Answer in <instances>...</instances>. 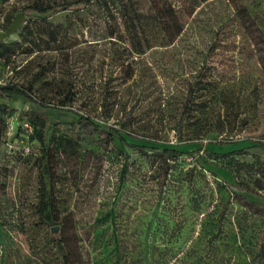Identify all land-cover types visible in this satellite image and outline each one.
I'll return each mask as SVG.
<instances>
[{
    "label": "rangeland",
    "instance_id": "obj_1",
    "mask_svg": "<svg viewBox=\"0 0 264 264\" xmlns=\"http://www.w3.org/2000/svg\"><path fill=\"white\" fill-rule=\"evenodd\" d=\"M67 1L77 0H0V42L40 20L34 39L54 31L68 47L23 46L0 59V83H27L31 74L11 70L40 65L44 79L72 87V104L46 101V139H77L80 115L100 125L57 157L53 230L39 212L43 148L20 116L41 106L0 100V264H254L264 243V0L93 1L47 20L27 9ZM38 85L37 98L50 93ZM134 145L185 154L163 182L162 158Z\"/></svg>",
    "mask_w": 264,
    "mask_h": 264
},
{
    "label": "trees",
    "instance_id": "obj_2",
    "mask_svg": "<svg viewBox=\"0 0 264 264\" xmlns=\"http://www.w3.org/2000/svg\"><path fill=\"white\" fill-rule=\"evenodd\" d=\"M93 1H98L105 3L107 5L106 0H77V1H67L62 4L53 5V6H43L42 4H33L28 6L27 9L31 10L38 15L42 16L44 19H49L54 16L56 13L62 10H69L75 4H84L85 6L89 5ZM120 5H124L122 1H120ZM134 15V16H133ZM129 16L132 19H136L137 15L132 14ZM38 21L40 20H30L27 25L23 27L22 32L20 34L21 39L11 41V42H0V59L5 63H11L13 57L21 50H23V46L34 45L38 47V51H59L68 47H63L61 40L56 36L54 31H51L50 34L52 38L49 41H44L42 37L34 39L33 34H35L39 30ZM12 25V22L8 20L6 28H9ZM29 35H32V38H28ZM39 44V45H38ZM29 66H15L11 71L14 75H21L22 73L28 72L31 74V80L27 83L22 82L20 79H11L10 81H3L0 83V100H6L9 102L21 100L23 103H29L32 106H38L40 110H28L25 112H21L20 116H28L29 122L32 126V140H37L43 148L42 155V165H41V173L39 174V179L41 182L40 187V218L51 225L52 227H58L59 215L57 214V210L59 208V198L57 197L58 191V175L56 173L57 169V157L63 156L66 152L75 151L77 152L80 149L79 143H84L88 136H94L99 133L100 125L88 118L85 115H80L76 123H72L75 129V135L77 139H73L64 135H55L52 134L49 139H46V128L48 123V118L46 116L45 110L50 106L46 103H52L55 101L60 105V107H65L70 105L74 101V93L72 87L65 86L62 81L52 82L48 79H44L45 69L43 66H34L32 69L35 72L32 73L31 69H28ZM28 69V70H27ZM22 78V76L20 77ZM39 83L40 86L43 87L47 93V96H43L42 98H37L36 92L39 90V85L36 87V84ZM36 87V88H35ZM50 95V96H49ZM48 99V100H47ZM107 106V103L105 104ZM8 108L3 107L2 113L6 114ZM181 120L179 121V125L175 127V133L177 136H181V122L183 121L186 112L181 110ZM106 117H108L107 111L104 112ZM58 127V123L53 126V130L55 131ZM123 141H126L123 139ZM105 143V142H103ZM264 151V144L258 145ZM138 150L145 152L147 150H154V153L162 158L164 162L163 172L161 175V179L163 182L167 180L168 173L171 164H175L184 154L185 152L182 150H178L175 148H154L146 145H134ZM246 149L238 150L233 152L240 157L246 155ZM219 157L226 156L225 154H218ZM162 182V183H163ZM249 209L256 212L257 208L253 204H250ZM59 228V227H58ZM71 252L69 251V247L66 248L65 258L70 262L69 257L71 258ZM66 259V260H67ZM254 264H264V243L261 245V250L258 255L254 257Z\"/></svg>",
    "mask_w": 264,
    "mask_h": 264
},
{
    "label": "water",
    "instance_id": "obj_3",
    "mask_svg": "<svg viewBox=\"0 0 264 264\" xmlns=\"http://www.w3.org/2000/svg\"><path fill=\"white\" fill-rule=\"evenodd\" d=\"M58 229V227H53V230H57Z\"/></svg>",
    "mask_w": 264,
    "mask_h": 264
}]
</instances>
